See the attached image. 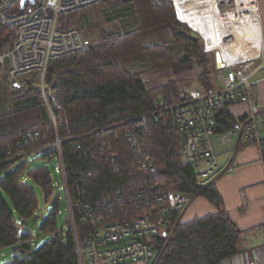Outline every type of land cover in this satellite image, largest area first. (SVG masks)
Segmentation results:
<instances>
[{"label":"trees","instance_id":"trees-1","mask_svg":"<svg viewBox=\"0 0 264 264\" xmlns=\"http://www.w3.org/2000/svg\"><path fill=\"white\" fill-rule=\"evenodd\" d=\"M178 13L179 18L172 0H101L97 6L66 15V20L59 18L58 29L79 30L85 48L48 64L44 95L38 72L20 77L18 86L0 77V251L12 248L18 255L7 264H79L68 215L66 231L57 221L60 191L52 185L60 175L48 166L57 162L55 151L43 150L29 158L26 154L55 140L49 110L60 139L81 137L80 142L91 145L109 143L117 160L118 170L109 169L102 160L79 154L74 142L62 144L70 187L76 184L78 173L94 175L84 187L85 202L102 203L160 185L192 199L203 197L214 206V212L201 216L172 215L173 232L155 240L160 255L157 264H220L246 251L247 233L230 219L214 183L194 177L169 124L152 121L148 125L145 143L156 163L154 175L137 169L124 140L125 122L151 112L160 102L175 103L178 84L195 82L205 92L219 89L214 54L205 50L203 38ZM14 37L0 23V55L12 49ZM2 69L7 65L0 64V73ZM153 72L164 74L162 83L151 88L143 75ZM190 72L195 76L185 78ZM219 105L215 118L225 124L230 121L225 113L228 104ZM104 128L109 129L102 139L89 135ZM31 132L39 136L24 143ZM18 153L25 155L15 158ZM34 161L38 163L29 168ZM34 187L52 205L40 226L41 233L52 237L38 248L29 235L18 239L15 226L20 220L28 224L38 215ZM75 224L81 242L88 227L78 219Z\"/></svg>","mask_w":264,"mask_h":264},{"label":"built area","instance_id":"built-area-1","mask_svg":"<svg viewBox=\"0 0 264 264\" xmlns=\"http://www.w3.org/2000/svg\"><path fill=\"white\" fill-rule=\"evenodd\" d=\"M20 2L21 0H0V23L15 35L12 49L0 55V64L7 65V78L10 83L17 82L22 76L38 72L41 77V92L44 95L43 79L48 64L85 48L79 30L58 29L59 18L97 6L101 0H33V3L26 2L23 9H20ZM261 43V52L255 57L232 63L221 61L223 67L216 68L219 89L205 92L200 88H186L178 84L175 103L160 102L151 112L125 122L124 140L140 172L154 175L157 171L145 140L150 122L163 121L178 135L181 154L192 166L194 177L199 182H212L218 176L233 173L232 165L218 168L212 145V137L216 134L218 125L214 110L221 103H240L248 106L247 113L236 129L223 131L221 140L227 141L231 135L238 134L245 144L257 146L264 177L263 134L260 131V126L264 124V107L254 101L252 91L256 84L253 77L264 71V34ZM49 113L54 122L55 140L26 154L29 158L43 150L55 151L57 162L54 171L60 175L62 186L57 182L52 186L65 194L78 263L157 264L160 255L155 240L169 237L174 230L172 215H182L192 198L157 185L125 196H116L102 203L85 202L84 187L94 175L91 172H80L77 174L76 184L70 187L62 144L74 142L75 150L79 154L92 160L100 159L109 169L118 170L117 160L109 143L91 145L80 142L81 137L60 139L53 113L51 110ZM108 129L104 128L89 135L95 134L98 139H102ZM38 136L39 132L28 133L23 142ZM24 155L19 153L15 158ZM76 219L88 227L81 242L76 233ZM15 226L18 239L25 235L31 236L25 220L15 222Z\"/></svg>","mask_w":264,"mask_h":264},{"label":"crops","instance_id":"crops-1","mask_svg":"<svg viewBox=\"0 0 264 264\" xmlns=\"http://www.w3.org/2000/svg\"><path fill=\"white\" fill-rule=\"evenodd\" d=\"M254 7L250 13V18H255V32L252 37L247 34L245 26L242 22V11L233 12L227 17L216 18L215 2L210 0L209 6L205 9H198L197 5L193 4L182 9V17L197 33L203 38L205 50L207 43L212 46L218 45L221 37H215L213 25H227L232 22L234 27L230 31L232 36L230 41L224 42L222 48L225 49V63H232L246 60L257 56V53L262 48L261 38L264 34V0H252ZM204 5V2L202 1ZM200 5V4H199ZM250 11V10H249ZM212 16V18H211ZM206 17L211 20L208 32L205 33L206 39L201 35V25H207ZM257 17V18H256ZM220 18H227L223 21ZM185 22V23H186ZM243 24V26L241 25ZM238 25V26H237ZM195 31V32H196ZM251 44H255V50L251 49ZM261 52V51H260ZM259 52V54H260ZM264 55V47L262 49ZM228 57V58H227ZM235 60V61H234ZM223 62V60H221ZM223 64V63H222ZM160 73V74H159ZM147 73L143 75V79L148 81V86L151 88L157 87L162 83L161 72ZM161 76V77H160ZM195 76L194 72L186 74L184 77L189 78ZM256 84L253 88V99L261 107H264V71H261L253 77ZM218 88L220 84L217 82ZM188 83V82H187ZM186 84V83H185ZM182 85V84H181ZM186 88H199L193 82L183 85ZM220 105L214 110V115L219 113ZM248 106L246 104H231L227 105L225 113L230 121L225 124L217 125V132L212 137V145L216 154L218 168H223L226 165L234 167L233 173L228 176H218L214 186L220 194L225 209L229 213L230 219L243 232L247 233V240L244 245L245 252L223 259L220 264H264V177L263 165L260 161L259 150L255 145H247L239 139L238 134H233L229 140H221V134L225 129H236L242 117L247 113ZM260 131L263 134L264 143V124L260 126ZM215 208L205 198L197 197L192 199L189 206L183 213V217L201 216L207 213L214 212Z\"/></svg>","mask_w":264,"mask_h":264},{"label":"rangeland","instance_id":"rangeland-1","mask_svg":"<svg viewBox=\"0 0 264 264\" xmlns=\"http://www.w3.org/2000/svg\"><path fill=\"white\" fill-rule=\"evenodd\" d=\"M174 7L177 11V16L179 18V13L180 12L181 16H182V9L184 7H187L189 5H197L198 9H205L207 8V6H209V2L210 0H172ZM202 1L204 2V5L202 4ZM215 2V10H216V15H214L216 18L218 17H227L228 15H232L233 12L236 11H242L243 13L241 14L242 18V22L245 26L246 32L247 34H249V37H252L254 35L255 32V28H254V21L256 20L255 18H250V2H249V6L248 4L245 5L243 4L244 0H214ZM252 6L254 7V5L252 4ZM250 11H249V10ZM254 10V8H253ZM67 16H61L60 19H67ZM184 18V17H182ZM212 18V16H211ZM257 18V17H256ZM205 19H207V25L202 24L201 25V31H199L201 33V35H203V37L206 39V35L205 33L208 32L209 27L211 28L210 22L211 20H209L208 17H206ZM223 19V21L227 18H220ZM180 20V19H179ZM186 22V20H185ZM187 24V26H190L187 22L185 23ZM231 23L227 24V25H213V31H214V35L215 37H221V40L219 41L220 43L216 46H212L211 43H207V50L208 52H212L215 56L216 59V54L219 55V59L225 61L224 59L226 58V51L224 48H222V45L224 44V42L230 41L232 36H230V31L232 30V28L234 27L233 25H231ZM243 24H241L243 26ZM238 26V25H237ZM191 27V26H190ZM192 28V27H191ZM196 31V30H193ZM197 32V31H196ZM14 41V39H13ZM253 46V44H251V47ZM260 52V51H259ZM259 52L257 53V55H259ZM223 55H222V54ZM221 57V58H220ZM228 58V57H227ZM239 60H243V59H239ZM235 61V60H234ZM238 61V60H236ZM37 72L30 74L29 77H32L34 75H36ZM5 76V77H2ZM7 69H2L1 73H0V77L1 78H7ZM20 81V78L17 79V82ZM193 83V82H191ZM41 84V82H40ZM38 161H34L32 164H30L29 168L34 167L33 165L37 164ZM48 166L51 167L52 169H54L56 167V161L53 160L50 163H48ZM51 169V170H52ZM53 171V170H52ZM54 173V172H53ZM58 185L62 186V181L60 179V177H58L56 179ZM28 184L32 185L31 181H28ZM34 186V185H33ZM35 189V193L36 196L38 198V215H36V217L34 219H31L28 223V228L30 229L31 232V238H32V245L36 248L40 247L42 244H44L47 240H49L52 236L51 234H44L40 232V226L42 224V222L47 218L48 214L51 212L52 210V205H51V199L45 200L43 193L41 192L40 189L34 187ZM60 195V201H59V211L60 214L57 216V221H58V225L61 229H63L64 231L67 230V225L65 222L66 219V215H67V204H66V199H65V194L63 191L59 192ZM17 252L15 250H13L12 248H5L3 250L0 251V264H7L10 263L14 258H17Z\"/></svg>","mask_w":264,"mask_h":264},{"label":"water","instance_id":"water-1","mask_svg":"<svg viewBox=\"0 0 264 264\" xmlns=\"http://www.w3.org/2000/svg\"><path fill=\"white\" fill-rule=\"evenodd\" d=\"M26 2L33 3V0H21V2H20V9H23L24 8V5H25ZM215 62H216V68L217 69H220V68L223 67V64L221 62V59H219V55L218 54H216ZM12 84H14L15 86H18V84H17L16 81H12Z\"/></svg>","mask_w":264,"mask_h":264},{"label":"bare ground","instance_id":"bare-ground-1","mask_svg":"<svg viewBox=\"0 0 264 264\" xmlns=\"http://www.w3.org/2000/svg\"><path fill=\"white\" fill-rule=\"evenodd\" d=\"M243 1V0H242ZM249 2H250V10H253L252 9V4H253V2H252V0H244V2H243V4H245V5H247L248 4V6H249ZM249 10V9H248ZM240 11V10H239ZM255 44H253V46L251 47V49L253 50V51H256L255 50ZM222 54V53H221ZM223 55V54H222ZM221 58V57H220ZM225 60V59H224ZM224 62V61H223ZM43 94V93H42ZM54 132H55V128H54ZM19 154V153H18ZM17 154V155H18Z\"/></svg>","mask_w":264,"mask_h":264}]
</instances>
